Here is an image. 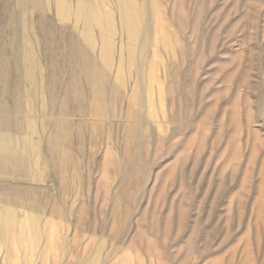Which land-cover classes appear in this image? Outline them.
<instances>
[{
    "label": "rangeland",
    "instance_id": "1",
    "mask_svg": "<svg viewBox=\"0 0 264 264\" xmlns=\"http://www.w3.org/2000/svg\"><path fill=\"white\" fill-rule=\"evenodd\" d=\"M0 207V264H264V0H0Z\"/></svg>",
    "mask_w": 264,
    "mask_h": 264
},
{
    "label": "crops",
    "instance_id": "2",
    "mask_svg": "<svg viewBox=\"0 0 264 264\" xmlns=\"http://www.w3.org/2000/svg\"><path fill=\"white\" fill-rule=\"evenodd\" d=\"M9 214H13L12 211L0 207V215H7L4 219L0 218V237L4 240L9 234V229L11 228V223L14 220H9Z\"/></svg>",
    "mask_w": 264,
    "mask_h": 264
},
{
    "label": "bare ground",
    "instance_id": "3",
    "mask_svg": "<svg viewBox=\"0 0 264 264\" xmlns=\"http://www.w3.org/2000/svg\"><path fill=\"white\" fill-rule=\"evenodd\" d=\"M7 215H1V218L4 219Z\"/></svg>",
    "mask_w": 264,
    "mask_h": 264
}]
</instances>
